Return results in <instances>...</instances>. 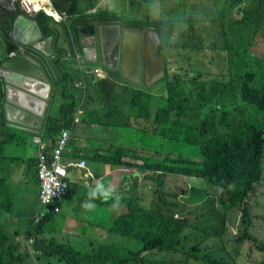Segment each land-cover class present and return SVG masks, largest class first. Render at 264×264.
Returning a JSON list of instances; mask_svg holds the SVG:
<instances>
[{
	"label": "trees",
	"instance_id": "16d2710c",
	"mask_svg": "<svg viewBox=\"0 0 264 264\" xmlns=\"http://www.w3.org/2000/svg\"><path fill=\"white\" fill-rule=\"evenodd\" d=\"M204 4V17L189 14L185 20L182 19L188 23L189 29L180 37L189 36L190 42L178 44V47L203 49L207 39L213 50L226 52L227 66L233 58L234 64L240 68V82L232 90L233 100L224 105L226 111L223 114H233L229 119V129L220 133L211 120L195 128L184 123L191 93L194 92L188 89L189 85L207 91L204 89L210 84L209 72L203 65L197 64L191 70L181 66L172 72L166 68L162 80L168 89L167 105L157 110L156 121L163 127V135L166 124H172L171 138L181 136V129L194 133L196 138L192 143L199 146L200 158L168 153L163 159H146L143 164H138L124 160L122 156L106 154L103 158L106 163L138 167L139 171L129 174L128 183L136 184L137 191L151 189L153 197L148 208L141 204L131 205L128 213L114 221L112 232L123 238L121 243L103 244L88 251L44 237L46 223L55 214L45 213L42 209L40 185L39 209L30 216L25 235L33 237L32 253L40 260L52 258L65 264H264V241L251 232L254 225L251 196L262 184L264 174V58L253 56L251 48L255 45V37L264 30V0H209ZM212 4V9L207 7H212ZM182 6L188 7V0H183ZM39 16L44 17L45 23L52 18L44 12L38 13V19ZM164 21V25L173 27L174 21L167 18ZM201 22L209 25L207 37L201 31ZM65 24L68 25V33L75 35L73 26ZM159 33L163 34L161 27ZM172 40L169 39V44ZM164 44L161 41L160 45ZM10 47L12 51L19 48L17 45ZM189 58L193 60L192 54ZM192 71L194 75H190ZM74 80L72 75L66 78L67 88L75 87ZM134 85L135 103L139 106L146 104L148 120L153 100L151 86ZM223 87L227 89L229 85L223 84ZM66 98L73 102L76 100L75 95ZM81 98L77 97L78 102ZM89 98L88 90L86 101ZM203 101L207 103L206 98ZM3 102L0 136L7 123L3 110L5 96ZM221 106L215 103L210 109L214 112L221 110ZM85 107L84 102L82 109ZM65 108L62 120L60 116L49 117L45 127L46 139L72 127L78 107L66 104ZM6 144L7 139L0 137V164L7 155L3 151ZM134 149L125 150L126 156L134 158ZM168 175H182L187 183L167 188ZM141 176L143 183L137 182ZM5 179L0 178V264H6L2 247L6 242L14 243L18 236L11 235L2 222L15 209L13 198L6 196L8 185L4 183ZM34 202L35 199L32 200ZM133 241L142 243V246L138 250L133 249Z\"/></svg>",
	"mask_w": 264,
	"mask_h": 264
},
{
	"label": "crops",
	"instance_id": "0c3cea01",
	"mask_svg": "<svg viewBox=\"0 0 264 264\" xmlns=\"http://www.w3.org/2000/svg\"><path fill=\"white\" fill-rule=\"evenodd\" d=\"M41 2L44 3L50 13H58L65 17L64 20L69 23L70 27L73 26L75 37L72 38L69 36L68 25L65 23L64 27L52 18L47 19L45 23L43 16H39L40 20L38 19V13L34 15L25 13L20 7V0H0L1 96L2 98L4 96L6 97L7 103V96L9 95L20 106L32 111L41 112L44 109L43 121L40 128L21 126L6 118V127L1 129L0 137L3 136L7 139L6 146L10 151L9 153L7 152L1 164L11 166L14 169L13 184L19 185L24 181L32 184L30 190L33 197L28 201L31 213H26L28 215L27 219L29 220L30 216L39 209L38 197L41 185L40 179H37L39 146L34 142L36 144L35 156L27 160H22L16 155L19 142L20 140L24 141V137L30 140L33 138L34 141V138L38 136L42 141L43 139L45 140L43 141L45 144H48L58 138L59 133L49 139L45 137V127L49 117L60 116L62 120L63 115L66 113V104H71L72 107L77 106L78 108L84 104L82 98L79 102L77 99L78 96H82V90L71 86L67 88L65 82L66 78L70 75L75 80H81L82 75H84L90 98L85 101L86 107L84 113L81 111L78 117L79 121L73 123L71 127L70 141L63 155V161L69 166V188L66 194L56 202L60 211L54 213H61L63 202L68 199L69 204L66 205L65 211L66 215L69 216L70 227L66 229L63 224H59L56 231H54L55 237L53 238L59 243L73 242L75 244H85L86 247L82 251H88L94 247L100 248L103 244H107L105 242V235L114 234L112 232L114 221L119 218H115L114 216L110 219L109 211L105 209L113 201L102 202L97 200L95 202L97 207L90 211L92 213V220L87 223L84 221L85 223L80 227L73 226L77 213L73 208L72 200L76 196H78L77 199L85 200L89 186L94 185L96 180L103 178L106 183H113L123 194L121 203H127L128 205L124 214L128 213V208L131 205L141 204L145 208L151 205L153 197L151 189L147 190L144 188L137 191L136 184L128 183L129 174L139 171L138 167L116 166L106 163L103 158L106 154H109L110 157L122 156V159L138 164H143L146 159L154 160L152 159V155L154 154L152 150H146L140 144L136 147H131L135 148V151L132 153L134 154V158H129L125 153V150L130 149L126 147L127 131L132 130L143 133L156 132L159 127L158 125L156 128L148 123L153 121V119L150 115V118L147 120L149 113L147 112L146 104L139 106L135 103L136 87L134 84L144 85L145 88L151 86L150 92L153 100L150 105V114L154 112L156 115L158 110V102L155 100L157 93H160L161 101L166 102L165 106L167 105L168 89L162 79L165 75L166 68L169 70L168 54L170 53L171 46L170 44L168 46L165 44V58H162L158 54L161 48L156 38L158 36L160 39L157 32L159 33V29L162 26L161 23L155 22L150 24L146 22V24H139L134 21L125 22L120 18L121 13L119 15L110 13L107 7L104 6L103 0H73V3H70L72 0H41ZM129 2L131 7L135 8L136 0H129ZM152 2L151 0H142V3L146 6ZM115 3L119 8L117 0H115ZM177 3L182 5L183 0H177ZM154 7H157L159 12L163 14L167 11L165 0H157ZM70 11L73 13L72 15H70ZM165 19L166 17L163 16V20ZM124 32L126 33V51L124 47ZM139 32L142 35L145 32L146 38V46L144 47L143 45V48L147 52V67L145 69L147 72V84L130 80L129 77L132 74L128 68L124 69V75L121 72L124 57L126 65L131 55V48L134 51L136 50L139 43ZM180 35L172 37L177 42V46L178 44L185 45L190 42L189 36L180 37ZM151 37L157 43H154ZM118 40L121 42L119 49L117 45ZM12 45H25L28 47L26 52L27 64L29 63L33 66L31 70L35 75H18L15 72L3 69V65L10 64L12 61L19 59L9 57L12 51L10 46ZM77 49L81 50L82 57L85 59V65L82 68L70 66L65 60L67 53H71L74 59H76L75 51ZM180 49L183 51L177 53V58L178 62L184 67L183 64L186 62L189 54L194 55L190 51L191 49H186L185 47H180ZM252 55L255 56L253 53ZM231 61L232 63L229 66L226 64V72L227 68L234 64L233 58H231ZM93 65L95 66L94 68L101 67L103 70L102 74L94 73ZM126 75L129 77H126ZM226 75L209 76V78L211 77V90L207 89V91L191 93L190 102L183 120L188 119L190 110L203 107L210 108L212 104L220 103L222 104L221 110L212 112L210 109L213 114L201 121L204 123L206 120H211L216 128L213 115L219 112L222 114L221 124L228 126L227 130L229 129V121L226 119L227 114L223 113L226 111L224 110V105L233 100V85L227 82ZM43 78L46 80H43ZM98 80L102 81L98 83ZM218 81L221 84L218 85ZM162 83L166 89H161ZM223 84H227L229 87L225 89ZM69 95L76 96L75 102L66 98ZM203 98L207 99V103L203 101ZM221 98H227L229 100L221 101ZM194 101L199 102V105H195ZM6 103L3 109L4 114H6ZM125 107L138 109L141 113H138V115L137 113L129 115L124 111L123 108ZM120 108L125 114L129 115V122L120 118L121 113L119 111L116 112V109ZM155 122L158 124L156 120ZM31 143H33L32 140ZM96 152H99V154ZM161 156L165 157L163 154ZM81 161H85L86 165L80 166ZM0 178H6L4 183L7 185L11 184L1 172ZM137 182L143 183V176ZM72 183L77 190L73 196L71 194ZM148 191L150 194L146 195ZM5 193L7 197L15 198V193L8 188L5 190ZM33 199H35L34 204L32 203ZM2 222L6 224L4 225L7 226L11 235H20L21 226L17 222L10 223V221L6 222L4 219ZM28 228L29 225L27 228L25 227V235ZM18 236L16 237V243L19 245L18 248H16L18 246L17 244L13 245L14 243L11 242H6L2 247L4 248L5 263L38 264L37 259L29 256L27 244H24L26 242V236L23 244L20 243ZM38 259L40 260V258ZM55 260L58 259L45 258L42 261L43 264H52Z\"/></svg>",
	"mask_w": 264,
	"mask_h": 264
},
{
	"label": "rangeland",
	"instance_id": "374dc122",
	"mask_svg": "<svg viewBox=\"0 0 264 264\" xmlns=\"http://www.w3.org/2000/svg\"><path fill=\"white\" fill-rule=\"evenodd\" d=\"M117 2L119 4V9L121 10L120 18L125 22L134 21L139 24H146V22H149L150 24H153L155 22L161 23L162 24L161 30L163 31V34L157 32V34L160 36V39L158 36H156V38L159 44H161V41H164L165 44L168 46L170 38L177 37V35H180L181 32L183 31L188 32L189 29L188 23H187V27L183 28L181 20L182 19L185 20L189 16V14L199 15L204 17L205 13L203 12V6H205L204 3L207 4L209 0H188V7L182 6L177 2H173V0H165V6L167 8L166 13L163 14L162 12H159L158 18L151 20L146 16V14L150 6L156 5L157 0H153V2L150 3L148 6L144 5L142 3V0H136L135 8L131 7L129 0H117ZM70 3H73V0ZM213 5L214 4H212V7L207 5V7L212 9ZM72 14L73 13H71L70 11V15ZM163 16H165L167 19L171 21H174L173 27L164 25L166 23L163 20ZM60 24L65 27V24L63 22H60ZM200 26H201V31L205 32V35L207 37L208 36L207 30L209 25L206 22H201ZM205 41L207 45L203 49L196 48L194 51L190 50L194 55L193 60L187 58L186 62L183 64L184 67H186V69L188 70H191L192 67L194 68L196 64L200 63L209 72V76H221L223 74H227L226 75L227 82H229L233 86L239 84L240 82L239 76L241 74L240 68L236 64H234L233 66L228 67L226 72V52H224L223 50H213L210 47L211 42L208 41L207 39ZM165 44L159 45L161 50L158 52V54L162 58H165V52H164ZM117 45L119 49L121 46V42L119 40L117 42ZM170 46H171L170 53L168 54L169 70L173 71L179 69V67L182 66V64L178 62L177 53L183 50L178 48L177 42H175L174 40H172ZM251 51L255 56L264 58V30L255 37V46L252 47ZM74 60L76 61L77 58ZM75 61H70L68 62V64L70 66L78 67L77 62ZM92 67L94 68L95 66L93 65ZM109 67L111 66L109 65ZM94 69L99 70V72L103 71L101 67H96ZM194 74H195L194 71L190 73V75H194ZM210 81H211V77L209 78V82ZM189 88L193 89L194 92H199L200 90H203L200 87L195 88L193 84H190ZM205 88L206 89L204 90L207 89L211 90V84H209V86ZM1 89L2 88L0 86V108L2 107L3 104ZM161 89H166L163 83ZM161 99L162 98L160 93H157L155 100L158 102V109L164 107L166 104V102L161 101ZM220 100L228 101L229 99L221 98ZM194 104L199 105V102L194 101ZM123 109L129 115L135 113H141L140 110L133 109L130 107H125ZM106 110L109 111L108 108H106ZM82 111H84V109H82ZM118 111L121 113L120 118L126 122H129V115L125 114L121 108L116 109V112ZM212 114L213 113H211L209 107L190 110L188 119H186L189 123L186 120H184V123L197 127L203 123L201 121L202 119L209 117ZM150 115L153 121L148 123H150L151 125L157 128L158 124H156L155 122L156 120L155 113L151 112ZM213 116L217 130L219 132H224L225 130H227L228 126L221 124L222 114L217 112ZM232 117L233 114L231 113H228L226 115V119L228 121ZM162 130L163 127L159 126L156 132L143 133V132H135L132 130L127 131L126 147L127 148L136 147L140 144L146 150L151 149L152 152L154 153L152 155L153 156L152 159H162L164 156H161V154L167 155V153H171L173 155L174 154L183 155L193 159L200 158L201 151L199 146L192 143V140L196 138L194 133H192L189 130L181 129V134H182L181 136H174L171 138V132H172L171 123H167L164 128L165 135L162 134ZM185 137L187 138L183 140ZM24 138H25L24 141L20 140L19 142L18 151L16 155L18 156L19 159L27 160L28 158L35 156L34 153H35L36 144L34 143L35 141H33V138H31L33 143H31V140L27 139V137ZM3 151H5V153L6 152L9 153L10 150L6 145H3ZM0 172L7 177L9 182H11V184L8 185V189L15 193V198L12 199L15 209L9 212L8 213L9 215L5 217L4 220L6 222L10 221V223L17 222L21 226L20 235L18 236V239L20 241H23L25 238V227L27 228V226L29 225V220L27 219L28 215H26V213L28 214L31 213V209L30 206L28 205V201L30 198L33 197V194L30 190L32 188V184L27 183L26 181L20 183L19 185L13 184L12 182L14 176V169L11 166L0 164ZM186 183H187V179L182 175H168L167 177V188H169V186H172V188H175V186H183ZM75 191L77 190L75 189V185L72 183L71 185L72 196L74 195ZM149 194H150L149 191L146 192V195ZM77 197L78 196H76L72 200L73 208L77 213L73 222L75 223L73 224L74 227H80L82 224L85 223L84 221H86L87 223L88 221L92 220V213H90V211L84 210L81 207V204L84 200L77 199ZM67 204H69L68 199H66L63 202L61 213L55 214L52 220L46 223V231L44 235L45 238L49 239L55 237L54 231H56L59 224H63L66 229L70 227L69 216L66 215V211H65ZM127 206H128L127 203H121L119 206L113 207V202H112L111 204L106 206L105 209L109 211V218L111 219L114 216L115 218H117L123 215L125 213V209L127 208ZM251 208H252V214L254 216V225L251 229V232L259 240L264 241V174H263L262 184L259 186L256 193L251 196ZM105 237H106L105 242L107 244H112V245H115L117 244V242H121L123 240V238L118 237L116 234L105 235ZM15 244H16V239L13 245ZM68 244L74 246L78 250H82L86 247L85 244L81 245V244H75L73 242ZM141 246L142 243L138 241L132 242V247L135 250H138ZM29 256L37 259L38 264H43V261L39 260L36 254L29 251ZM52 264H65V262L55 260Z\"/></svg>",
	"mask_w": 264,
	"mask_h": 264
},
{
	"label": "built area",
	"instance_id": "2783aa9c",
	"mask_svg": "<svg viewBox=\"0 0 264 264\" xmlns=\"http://www.w3.org/2000/svg\"><path fill=\"white\" fill-rule=\"evenodd\" d=\"M21 9L29 14L34 15L36 13L44 12L46 15L52 17L56 22H66L65 17L60 14L50 13L44 3L41 0H20ZM70 37L74 38L75 35L70 32ZM28 47L25 45H19L18 50L12 51L9 54L10 58L25 57ZM76 58L71 53L66 54L65 59H71L77 62L78 67L82 68L85 65V59L82 57L81 50L77 49ZM96 74H101L97 69H93ZM73 85L82 90V102H85L88 96V85L84 75H82L81 80H74ZM82 106L78 108L75 113L74 123L79 121L78 117L81 114ZM71 137V128H67L61 131L58 138L54 142H49L45 144L40 137H35L34 141L39 144V168L38 175L41 181V207L45 213H57L60 211L56 202L60 200L67 192L69 188L68 176H69V166L63 161V155L69 144ZM80 166H85L86 162L81 161ZM26 243L28 244V251H33L34 239L32 236L26 238Z\"/></svg>",
	"mask_w": 264,
	"mask_h": 264
},
{
	"label": "water",
	"instance_id": "95a60500",
	"mask_svg": "<svg viewBox=\"0 0 264 264\" xmlns=\"http://www.w3.org/2000/svg\"><path fill=\"white\" fill-rule=\"evenodd\" d=\"M143 45L144 47L146 46L145 32L143 35L139 32V43L136 47V50L134 51L133 48H131V55L128 58L126 65H125V57H124L123 65L121 67V72L124 75V69L128 68L131 71L132 76L129 77L126 75V77H129V79L134 82L147 84L146 83L147 72L145 71L147 67V60H146L147 52L144 51ZM124 47L126 51L127 45H126L125 32H124ZM32 68L33 66L31 64L29 63L27 64V58L25 57H19L18 60L12 61L10 64L3 65L4 70L15 72L18 75L27 74L33 76L35 74L31 70ZM45 78H43V80H46ZM5 112L7 118L10 121L29 128H40L43 121L42 118L44 116V109L41 112L29 110L25 107L20 106L18 102L12 99L9 95L7 96Z\"/></svg>",
	"mask_w": 264,
	"mask_h": 264
},
{
	"label": "clouds",
	"instance_id": "9594fccd",
	"mask_svg": "<svg viewBox=\"0 0 264 264\" xmlns=\"http://www.w3.org/2000/svg\"><path fill=\"white\" fill-rule=\"evenodd\" d=\"M103 4L105 7H107L110 13L119 15L120 10L116 6L115 0H103ZM158 14L159 9L154 6H150L146 16L151 20L158 18ZM181 23L183 25V28L187 27L186 22H183V20H181ZM153 41L154 43H157L155 39H153ZM97 200H100L102 202H108L111 200L113 201V207H117L123 200V194L115 187L113 183H106L104 179L101 178L96 180L94 185L89 186L87 198L82 202L81 207L86 211H92L97 207L95 203Z\"/></svg>",
	"mask_w": 264,
	"mask_h": 264
}]
</instances>
